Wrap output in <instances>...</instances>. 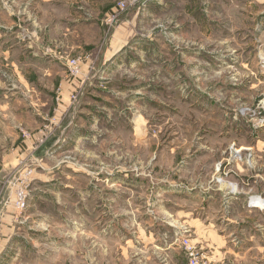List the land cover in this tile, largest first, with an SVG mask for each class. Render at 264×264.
Returning <instances> with one entry per match:
<instances>
[{"label":"rangeland","instance_id":"rangeland-1","mask_svg":"<svg viewBox=\"0 0 264 264\" xmlns=\"http://www.w3.org/2000/svg\"><path fill=\"white\" fill-rule=\"evenodd\" d=\"M68 1L0 0V264H264V0Z\"/></svg>","mask_w":264,"mask_h":264},{"label":"crops","instance_id":"crops-1","mask_svg":"<svg viewBox=\"0 0 264 264\" xmlns=\"http://www.w3.org/2000/svg\"><path fill=\"white\" fill-rule=\"evenodd\" d=\"M50 1V0H49ZM52 1V0H51ZM73 1V2H72ZM76 1H79V2H76ZM88 2H91V0H69L68 2H67V4H66V7L68 8V10H69V12H71L72 11V13L71 14H73V15H76V16H83L85 13H83V10L85 9V7L86 6H88V7H97V6H99L100 5V2H99V0H98V2H94V1H92L91 3H89L88 4ZM90 8V9H92V10H101L99 7L96 9V8ZM76 23L75 24H77L75 27H74V30H78V28H80V27H85V28H87L89 31H91V27L92 26H95V25H97V22L94 20V19H91L90 18V16H88V15H85L84 17H83V19H79V20H76L75 21ZM43 49H41L40 51H38L39 53H41V54H39V56L40 55H42V53H43V51H44V47H42ZM38 116H36V119H38V120H40V118H37ZM69 125L70 124H67V130H69L68 129V127H69ZM1 176H2V174H1ZM1 176H0V181H1ZM255 198V197H254ZM253 199V198H252ZM229 200H227L226 201V204H228L229 205ZM227 208H229V206H227ZM213 234L215 235H220L221 233L217 230V229H215V231H213ZM220 237H218V239H217V241H221L220 239H219ZM215 243V242H214ZM219 243V242H218Z\"/></svg>","mask_w":264,"mask_h":264},{"label":"built area","instance_id":"built-area-1","mask_svg":"<svg viewBox=\"0 0 264 264\" xmlns=\"http://www.w3.org/2000/svg\"><path fill=\"white\" fill-rule=\"evenodd\" d=\"M25 198H26L25 194L19 195V205H21V207L25 206ZM185 243H186L187 252L190 258V264H206L204 259H202V257L200 258L196 250V247L189 245L188 240L185 241Z\"/></svg>","mask_w":264,"mask_h":264},{"label":"bare ground","instance_id":"bare-ground-1","mask_svg":"<svg viewBox=\"0 0 264 264\" xmlns=\"http://www.w3.org/2000/svg\"><path fill=\"white\" fill-rule=\"evenodd\" d=\"M255 207H256V208H261V209H262V207H264V203L258 201V202H256Z\"/></svg>","mask_w":264,"mask_h":264}]
</instances>
